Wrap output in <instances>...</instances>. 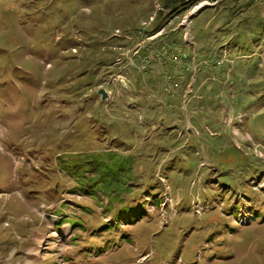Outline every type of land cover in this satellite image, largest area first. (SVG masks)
<instances>
[{"label": "rangeland", "instance_id": "rangeland-1", "mask_svg": "<svg viewBox=\"0 0 264 264\" xmlns=\"http://www.w3.org/2000/svg\"><path fill=\"white\" fill-rule=\"evenodd\" d=\"M74 1L61 20L47 15L32 39L24 26L0 25L14 78L0 116V264L81 263L72 225L59 227L58 214L72 215L66 205L89 199L63 192L58 176L61 163L68 172L74 159L98 155L131 160L127 173L111 169L125 176L122 188L165 204L147 205L151 215L135 230L128 222L113 228L132 243L124 242L119 258L96 249L90 264H264V228L242 238L246 229L232 221L256 228L252 212L264 213L252 203L264 205V0L181 7L168 20L162 56L154 49L141 64L123 39L116 56L129 58L113 69L97 55L105 31L128 29L137 17L136 26L153 28V17L171 9L164 14L160 0ZM220 243L230 256L217 252Z\"/></svg>", "mask_w": 264, "mask_h": 264}, {"label": "trees", "instance_id": "trees-1", "mask_svg": "<svg viewBox=\"0 0 264 264\" xmlns=\"http://www.w3.org/2000/svg\"><path fill=\"white\" fill-rule=\"evenodd\" d=\"M30 1L32 2L31 5L28 6L26 10H23V7L20 6L21 0H0V10H3V12L0 13V25L8 30L24 26L27 28L25 29L27 33L30 34V36L27 37L32 39L33 36H35L33 33L41 31L36 26L40 25V23L42 26L47 18V15H56L61 20L73 9L72 3H78L74 0ZM201 1L204 0H160L162 11L164 12V9H171L170 14L167 13L164 16L161 15L162 17H165L164 19H162V17H158V19L153 17V20L149 22L150 25L153 24V28L151 27L150 29L136 26L141 18L137 17L133 20L130 28L128 29L119 30L114 27L112 33L105 31L107 36L102 39H104L107 43L105 45L98 46V57H106V63L107 65L110 64L108 67L110 66L112 69L123 63L124 60H128L129 57H126V59L122 58L126 56L124 54L122 56L121 54L118 57L116 56L117 48H119L120 51H122L123 48L122 45H117L116 42H121L123 39L130 40L128 41L130 44H127V47L132 48V57L141 59V64L147 59H153L154 49H157L162 56V47H164V49H167L165 47H170L166 44L168 31L166 33L165 29L168 28L167 26L169 22L173 20V16L180 12L181 7L187 6L190 7V10H192L194 7L199 5ZM205 1L216 2L217 0ZM92 2L101 3L102 0H84V3L90 4ZM20 9L23 10V14L20 13ZM152 13L153 12L147 13V15L142 17V19H147V21L150 20L151 16L149 15H152ZM31 19L38 20L36 23L29 22ZM48 20L49 18L47 21ZM98 28L100 29L101 26H97L95 29ZM115 31H119L122 34L115 35ZM161 31H163L161 35L154 37V35L160 33ZM140 43L144 45L143 48H138V46L141 45ZM174 44L175 43L172 45ZM106 45L108 48L103 50L101 47ZM5 51L8 52V49L0 47V116L4 115L1 110L4 108L3 105H8L7 103L9 101L8 97H5V95L7 96L11 89H7L6 87L10 86L11 81L14 79H10L8 75L12 71L10 66H12L13 61L11 55H7ZM139 55L140 57H138ZM120 59H122V61L121 63H118ZM133 63L134 62L130 63L129 67L134 68V66H132ZM15 74L14 76L16 79ZM24 78L28 79V76ZM58 158L59 156L57 157V167ZM74 161L75 162L72 166L69 167L71 170L68 172L75 173L76 177L72 178L68 172H65V165L61 163L64 177L58 176V178H62L63 181H61L59 185L57 184V186L61 187L63 192L68 189L71 191L70 193L86 196L89 201L91 199V202L76 200V202L73 203V206L66 205L67 208L73 210L72 213H74L72 215L65 216L62 212H60V214H58L60 217L58 226L62 227L64 224L72 225L71 233L75 232V234L71 237V244L75 247V250L76 246H80L77 248L76 254V256L83 258L80 264H86L87 262L90 264L94 261L93 258H99L98 256L101 252L94 253V251L96 249L101 250L102 248L110 249L115 254H118L119 258L124 242L129 245V243H132L133 238L126 233V230L124 234H119L116 231L113 232V228L119 230L124 222H128L130 227H132V230L139 228L140 225L146 223L148 217L146 215H151L148 211L147 205H150L154 211H157L163 204H165V201H163L160 196L153 198L148 194L136 196L131 189L122 188V178L124 175L116 176L111 172V169L113 166H116L120 172L127 173L133 165L131 160H124L122 157H118V159H109L108 155H98L93 158H78L74 159ZM53 191L56 195L59 194L56 189ZM61 196L62 195H60V197ZM103 197L107 200L106 203L103 201ZM252 203L259 204L262 208H264V205L261 204L262 202H260V200H257V202L252 200ZM101 207H103L104 210L106 209L107 213L105 211L101 212ZM111 214L113 217L112 219H109L110 221H103L105 216L109 215L111 217ZM263 215L264 213L261 211L252 212V225H257L256 228H252L250 225L246 226V224L242 226L240 222L236 221L237 216L232 221L239 230L246 229V231L243 232L244 235L242 238L250 237L253 239L252 235L255 230L258 228H264V218L263 220L261 219V222L259 220V218L263 217ZM106 222L107 224H105ZM230 231L234 232L233 230ZM244 242L247 243L248 241ZM223 247H227V245L220 243L218 248H216L217 252H219L222 256L225 254L230 256L223 250ZM75 250L72 252H75Z\"/></svg>", "mask_w": 264, "mask_h": 264}, {"label": "water", "instance_id": "water-1", "mask_svg": "<svg viewBox=\"0 0 264 264\" xmlns=\"http://www.w3.org/2000/svg\"><path fill=\"white\" fill-rule=\"evenodd\" d=\"M216 4H217V3H216ZM205 8H206V7H200V8L198 9V11L193 12L192 15H191V17H189V21H190L193 17H195L197 14H199V13H201L203 10H205ZM124 84H125V83H124ZM98 94L101 96L102 100H107V99H109V94H110V92H109V91H106V90H104V89H100V90L98 91Z\"/></svg>", "mask_w": 264, "mask_h": 264}]
</instances>
